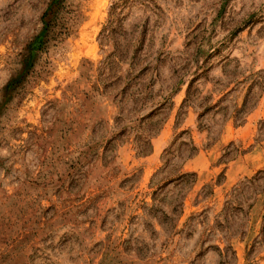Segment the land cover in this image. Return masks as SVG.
<instances>
[{
    "label": "rangeland",
    "instance_id": "1",
    "mask_svg": "<svg viewBox=\"0 0 264 264\" xmlns=\"http://www.w3.org/2000/svg\"><path fill=\"white\" fill-rule=\"evenodd\" d=\"M53 1L0 0V264H264V0H64L39 51Z\"/></svg>",
    "mask_w": 264,
    "mask_h": 264
},
{
    "label": "trees",
    "instance_id": "2",
    "mask_svg": "<svg viewBox=\"0 0 264 264\" xmlns=\"http://www.w3.org/2000/svg\"><path fill=\"white\" fill-rule=\"evenodd\" d=\"M64 0H54L45 14L42 17L43 27L40 33L33 39L32 46L37 50L41 51L44 49V46L48 43V39L56 40V37L62 35V32L54 35V32L59 24V15L61 11V7ZM63 27V25H62ZM53 35V36H52ZM51 37V38H50Z\"/></svg>",
    "mask_w": 264,
    "mask_h": 264
}]
</instances>
